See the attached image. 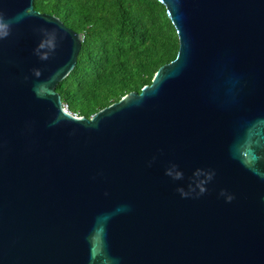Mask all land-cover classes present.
Instances as JSON below:
<instances>
[{
    "label": "water",
    "instance_id": "1",
    "mask_svg": "<svg viewBox=\"0 0 264 264\" xmlns=\"http://www.w3.org/2000/svg\"><path fill=\"white\" fill-rule=\"evenodd\" d=\"M178 37L89 118L83 35L0 0V264H264V0H157Z\"/></svg>",
    "mask_w": 264,
    "mask_h": 264
},
{
    "label": "trees",
    "instance_id": "2",
    "mask_svg": "<svg viewBox=\"0 0 264 264\" xmlns=\"http://www.w3.org/2000/svg\"><path fill=\"white\" fill-rule=\"evenodd\" d=\"M34 9L83 35L75 68L56 87L77 116L139 93L177 56L175 28L157 0H34Z\"/></svg>",
    "mask_w": 264,
    "mask_h": 264
},
{
    "label": "built area",
    "instance_id": "3",
    "mask_svg": "<svg viewBox=\"0 0 264 264\" xmlns=\"http://www.w3.org/2000/svg\"><path fill=\"white\" fill-rule=\"evenodd\" d=\"M65 108H67L66 106H64ZM77 116V115H76Z\"/></svg>",
    "mask_w": 264,
    "mask_h": 264
}]
</instances>
